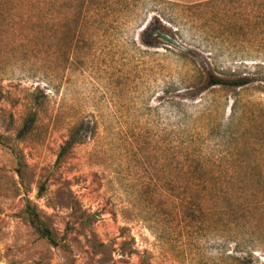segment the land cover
Segmentation results:
<instances>
[{
    "label": "rangeland",
    "instance_id": "rangeland-1",
    "mask_svg": "<svg viewBox=\"0 0 264 264\" xmlns=\"http://www.w3.org/2000/svg\"><path fill=\"white\" fill-rule=\"evenodd\" d=\"M0 264H264V0H0Z\"/></svg>",
    "mask_w": 264,
    "mask_h": 264
},
{
    "label": "trees",
    "instance_id": "trees-1",
    "mask_svg": "<svg viewBox=\"0 0 264 264\" xmlns=\"http://www.w3.org/2000/svg\"><path fill=\"white\" fill-rule=\"evenodd\" d=\"M209 81H210L211 85H220V86H222V85H226V84L228 83L227 81H225V80H223V79H220V78H213V77H211V78L209 79ZM243 84H246V83H243ZM243 84H238V86H241V85H243ZM30 214H31L32 218L29 219V223H30V225L32 226V228H33V229H34V230H35V231H36L41 237L51 239V231H50L49 229H47V228H44V227L40 224V222H39L37 216H35L33 213H30Z\"/></svg>",
    "mask_w": 264,
    "mask_h": 264
}]
</instances>
